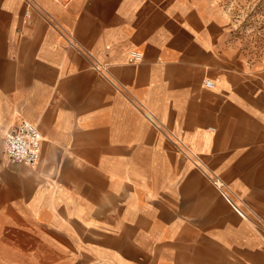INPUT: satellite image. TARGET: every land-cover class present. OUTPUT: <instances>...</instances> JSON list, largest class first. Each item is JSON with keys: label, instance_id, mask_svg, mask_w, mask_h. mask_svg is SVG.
I'll return each mask as SVG.
<instances>
[{"label": "crops", "instance_id": "crops-1", "mask_svg": "<svg viewBox=\"0 0 264 264\" xmlns=\"http://www.w3.org/2000/svg\"><path fill=\"white\" fill-rule=\"evenodd\" d=\"M227 35L201 0H0L10 264H264V69Z\"/></svg>", "mask_w": 264, "mask_h": 264}, {"label": "rangeland", "instance_id": "rangeland-1", "mask_svg": "<svg viewBox=\"0 0 264 264\" xmlns=\"http://www.w3.org/2000/svg\"><path fill=\"white\" fill-rule=\"evenodd\" d=\"M224 22L234 52L264 69V0H201ZM0 264H10V243L0 242Z\"/></svg>", "mask_w": 264, "mask_h": 264}, {"label": "built area", "instance_id": "built-area-1", "mask_svg": "<svg viewBox=\"0 0 264 264\" xmlns=\"http://www.w3.org/2000/svg\"><path fill=\"white\" fill-rule=\"evenodd\" d=\"M140 60V53H131L130 62L135 63ZM205 84L210 86L212 82L207 80ZM1 140L4 154L10 163H20L27 167H34L37 164L40 157L42 135L35 124L21 118L3 132ZM214 183L221 190L220 192L226 201L231 203L223 183L217 179L214 180ZM235 209L240 215H243L237 206Z\"/></svg>", "mask_w": 264, "mask_h": 264}]
</instances>
